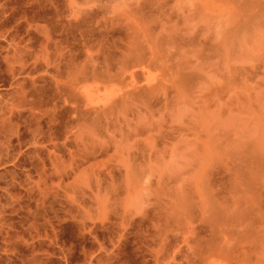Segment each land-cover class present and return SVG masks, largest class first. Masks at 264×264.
<instances>
[{
	"label": "rangeland",
	"instance_id": "obj_1",
	"mask_svg": "<svg viewBox=\"0 0 264 264\" xmlns=\"http://www.w3.org/2000/svg\"><path fill=\"white\" fill-rule=\"evenodd\" d=\"M87 1L89 0H76L75 8L79 9L81 15L94 11L89 9L92 5L86 8ZM99 1L93 5L97 4V7L92 8L99 11V15L94 16V21L102 17L100 22L105 19L107 21L105 13L107 16L111 10L109 16L116 13L113 5L115 7L120 3L130 6L132 2L133 7L137 2L113 0L112 5V0ZM216 1L214 3L217 6L212 4L208 7L212 16L207 14L208 9L203 14L195 8L194 2L185 0H163L164 4L155 13L156 16L146 14L147 20L145 17L143 20L149 21L148 23L160 19L162 22L164 18L168 22H164L166 26L159 21L151 24L153 27L157 24L151 36L158 37L162 32L159 34L160 38L163 34L161 40L159 39L161 46L163 45L162 50L159 49L158 40L156 43L153 41L158 50L153 45L151 47L153 50L156 48L154 51H158L160 57L165 55L162 58H166L164 62L166 61L167 67L163 64L160 66L159 63L156 64L157 67L150 66L146 74L151 77H164L166 82L171 80L161 87L166 93L165 96L162 89L158 91L161 96L156 93L153 100L152 97L149 99L152 102L145 97L136 96L123 115H113L105 120L102 118L93 124L87 122L88 128L85 125L84 130L80 126L84 123L81 120L78 121L80 124L72 123L75 126L65 125V115L61 127L55 131L47 115L51 109L59 112L64 107V102L55 93L56 88L66 89V84L68 85L77 71L83 67H92L98 60L92 56V61L87 59L86 57H90L87 54L82 55L84 52L81 51L74 60L75 63L70 65V72L66 70L70 76L65 71L57 76L52 69L55 60H49L50 70L45 74L46 84L43 83L44 97L41 96L42 100L38 101L40 92L32 93L30 107L23 109L26 110L23 118H29L30 113L34 115L30 119V130L36 126L34 123L39 122L37 124L43 136L35 137V142L31 140L25 144L29 150V159L26 162L30 172L29 183L24 184L23 175L19 173L11 193L16 199L19 197L17 200L22 201L25 199V190L28 189L26 192L29 191L27 193L32 201V212L44 200L45 206L58 204L59 200L65 204V209L70 210V214H74L77 222L87 219L86 225L78 226L79 223L72 221L67 214L64 221H59L60 224L52 222L48 225L49 228H44V232L40 228L38 232L35 231L37 234L33 231L31 244H41L45 252L42 249L35 257L37 260L33 258L34 262L31 264H65V259H61L62 254L59 255L60 248L65 250L68 264H238L243 256L246 257L244 264H264V220L260 217L264 216V0ZM228 1H233V5ZM90 2L94 0L89 1V4ZM99 4L108 8L103 9ZM66 5L65 2V8H68ZM75 8L73 9L76 10ZM68 9H64L67 19V16H72ZM221 9L227 10L229 16L226 14L224 18L225 11L223 14ZM166 10L171 14L164 12ZM230 10L236 11V18ZM190 11L194 12H191L193 21L192 17H187L192 15ZM178 12L180 13L176 14ZM116 14L113 16H116L115 19L108 17L107 23L114 21L113 25H122L118 31L125 33V24L121 23V16ZM167 15L169 18L165 17ZM150 16L152 20H148ZM215 17L221 19L223 24L220 20L219 24ZM196 22L198 25L195 27ZM228 28L237 31V35L228 32L231 30ZM194 30L195 33H192ZM193 34L195 38L191 36ZM167 38L170 39L169 43ZM178 40H181L180 43H176ZM91 46L90 50L96 52L94 44ZM147 47L144 44L142 51L148 49ZM180 50L188 53L184 56ZM168 52L172 53L167 54ZM67 53L69 52H65L62 62L70 64L71 59L67 57ZM172 54L175 55L174 58ZM148 55L149 49L145 53L146 57ZM181 59L189 61L185 64ZM179 60L182 62H178ZM172 62L175 64H171V68L169 63ZM176 64L181 65L176 67ZM182 66L186 69H180ZM177 68L179 71H175ZM181 70L187 72L183 73ZM99 71L100 69L97 70ZM39 73L42 72L37 70L34 75ZM169 73L173 76H169ZM178 73H181L180 77L187 76L180 81L181 78L176 77ZM136 76L140 81L139 74ZM6 78L8 77H5L6 84L0 87L2 92H6V88L9 90L10 80ZM155 80L159 81L160 78ZM88 81L87 84H90L92 80L89 78ZM175 81V85L178 82L177 86L185 89L176 96L178 99L174 97L175 86L172 87ZM170 82L173 84L168 87ZM19 90L18 88V92ZM117 93L113 90L103 98L116 97ZM162 97H168V100L164 101ZM76 98H79L76 100L80 104H84L81 97ZM55 108L57 109L54 110ZM37 110H45L47 114L39 112V115ZM73 133L77 134L73 136ZM28 136L27 134L26 139L30 141ZM25 145H22L21 152L18 151L17 160H21ZM6 165H12V162L1 166L11 168ZM1 166L0 171L3 169ZM258 209H262L263 214Z\"/></svg>",
	"mask_w": 264,
	"mask_h": 264
},
{
	"label": "bare ground",
	"instance_id": "obj_2",
	"mask_svg": "<svg viewBox=\"0 0 264 264\" xmlns=\"http://www.w3.org/2000/svg\"><path fill=\"white\" fill-rule=\"evenodd\" d=\"M89 1H92V0H89ZM89 1H87V7L86 8H88V6H90V5H92V6H90L91 8L89 7V9L94 10V11H90V12H87L86 14L81 15V12L79 11V9L77 10V8H75L76 0L75 1L74 0H67V1H65V0H0V87H2V85L6 84V83H4L5 77H8L10 80V82L8 84L9 90H6L7 89L6 88L5 89L6 92L0 91V166L1 165L4 166L5 163L12 162V165H6V166H11V168H7V167L3 168L1 166L3 169H2V171H0V264H31V262L40 253V251L44 250L43 249L44 247H41V244H38V246H35L37 244H35V245L31 244L32 242L30 241V239L32 237L33 231L38 232V229L40 228L44 232V228H47V227L49 228L48 225H51L52 222L58 223L59 221L60 222L64 221L65 220L64 217H67L66 216L67 214L70 216L69 218L72 221H74V222L78 221L74 218V214H70L69 209H67V208L65 209V206H64L65 204H63V202H60L59 200H58V202H59L58 204L55 203V204H57V206H55V204L52 206L51 205L45 206L46 204H44L45 203V200H44V201H42V204L40 202V205L39 206L37 205L35 212H32L31 208H30V206H31L30 204L32 201L29 200V196L27 193L29 191L26 192V190H28V189L25 190V199H22V201L17 200L19 197L17 196L18 198L16 199L11 193L13 191L12 189L15 188V184L17 183L16 179L18 178V176L20 174L23 175L24 184L29 183L28 181H29V173L30 172H29V169L26 165V162L29 159V156H28L29 150H28L27 145H25V144L31 142V140L34 141L35 137H40V135H42V132L39 128V125L37 124L39 122L34 123V124H36V126H34V129L32 131L30 130V126H31L30 119L34 115L32 113H30L31 116L29 114V116H30L29 118H27L28 116L23 118V114L26 111V110L24 111L23 109H25L24 107H26V106L28 107L29 105H31V103L33 101L32 95L34 94V92H36V91H37V93H38V91L40 92L38 94L40 96L37 95L38 101L42 100L41 96L44 97L43 93H45V87H44L43 83L46 84V77H45L46 75L45 74H47L46 72H49V70H50V67H48L49 60L52 58L55 60V64H54L52 69H53V71H55L57 73V76L60 75L64 71L66 72V70H68V72H70L69 71L70 65H73L75 63L74 60H76V58H78L77 56L79 54H81L80 53L81 51L84 52L82 55L87 54V56L90 57V58L86 57L87 59H89V60L91 59V61H92V57H96V61L98 60L97 63H95L92 67H83L81 70L77 71L72 76V78L69 77L71 79L69 80L70 82L68 81L69 82L68 85L66 84V86H67L66 89H60L59 87L56 88L57 92H55V93L58 94V98L62 99L60 101L64 102V107L59 112L52 111V109H51L52 112L49 110L50 113L47 115L50 122H52V126L54 128L53 130H55V131H57L59 129V127H61V124L63 122V118L65 115L67 116V120L65 117V125L72 124V123L77 125V124H80L78 121L81 120L82 122H84L83 125H80L83 127V130L85 129L84 126L87 124V122L89 124H93V123H97L102 118L105 120L108 117L109 118L112 117L113 115H116V117H118L117 115L120 116L122 113L127 111L130 103H132V101L135 99L136 96H142V97L147 98L148 100L152 97L151 99L153 100L154 94L158 93V91L163 88L162 85H164V83L166 85V84H168L169 81H171V80H169L168 82L164 81V77L163 78L159 77L160 80L156 81L155 78H157V79H159V78L157 76L155 77L154 74H153L154 76L152 75L153 77H151L149 74L146 75L148 73L150 66L153 68V66L155 67L156 64H159V63H160L159 64L160 66H161V64H163V66H166L165 65L166 61L164 62V60H166V58H164V60L162 58L165 55L164 56L162 55V57H160L161 55L157 54L158 51H156V52L154 51V50H156V48L158 50V47H156V46L158 43H160L159 39L161 37H163V34L161 35L160 38H158L159 34L162 33V32H160L158 34V37L155 36V38H154V36L152 35L153 36V38H152L151 34L153 32V28L157 24H155L153 27L151 25V24H153L152 22L154 21V20H152L153 18L150 16L148 18V20H152V22L148 23L149 21L146 22L147 17H145L146 14H148V15L154 14V16H156L155 13H158L162 7V4H164V3H162L163 0H139V1L137 0L135 6H133V7L131 5L132 2L130 3V6H124L123 4H120V3H119V5H117L118 3L117 4L115 3L116 5L114 7V5H113L114 3L112 0L110 2L113 5L112 8L114 9V12L118 13V14H116V13H114V14L121 16L122 20L120 19V21H121V23L125 24L124 25L125 26L124 29L126 30L125 33L119 32L120 31L119 29L123 27L122 25L115 26L112 24V23H114V21L112 23L109 22L111 24L107 23L108 19H109L108 17H112V19H115V17H116V16L113 17L114 14L113 15L110 14V16H109V13H112V10H111V12L108 13V16L104 12L105 16L104 15L103 16L107 17V21L105 18H103L105 20H102V22H100V19H102V17L100 16L101 18L100 19L98 18V21L95 20L96 21L95 22L94 19H96V18L94 16L96 14L98 16L99 11L97 10V12H96L95 8H92V7H95V6L97 7L98 2H100V1L97 0L98 2H96L94 0V2H92V3L90 2V4H89ZM105 1H108V0H105ZM114 1H116V0H114ZM117 1H119V0H117ZM165 1L167 2L169 0H165ZM185 1L190 2V3L194 2L195 8H198L197 10L199 12H202L203 14L207 13L206 10L208 9L209 5L214 4V6H215V4H216V6H217V3H214L216 0H191V1L185 0ZM225 1H227V0H225ZM65 2L67 4L66 6H69L68 8H70V9L65 8ZM85 2H86V0H85ZM95 2L97 4H95V6H93ZM232 2L231 3L229 2V3L232 4ZM102 3H103V1H102ZM179 3H177L178 6H179ZM105 4H107V3H105ZM183 4H184V2H183ZM109 5H111V4H109ZM120 5H123V6L119 7ZM169 5H170V3H169ZM188 5H189V3H188ZM196 5L198 7H196ZM77 6H79L78 3H77ZM84 6H83V9H86ZM100 6H102V5H100ZM223 6H224V4H223ZM102 7H103V9L108 8V6L106 7L105 5ZM102 7H100V9H99L100 11H101ZM122 7H125V8H122ZM167 7H168V5H167ZM191 7H192V5H191ZM193 7H194V5H193ZM226 7H227V5H226ZM73 8H75L76 10H74ZM80 8H82V7H80ZM179 8H181V7H179ZM195 8H192V9L194 10ZM64 9H66V10L68 9V11L71 10V11H69V13L72 12L71 13L72 16L70 15L71 16L70 18L67 15L66 16L68 17V19L65 18V16H64L65 10ZM89 9H87V11ZM162 9H165V8L163 7ZM120 10H122V11H120ZM224 11L222 12L223 14H224ZM226 11H225L224 16L221 13V15L224 18L226 16L227 17L229 16ZM230 11L234 12V14H235L234 17L236 18L235 12L237 11V9H236V11L235 10H230ZM164 12L168 13L167 10ZM180 12H178L176 14H179ZM191 12L192 11H190V13ZM84 13H85V11H84ZM100 13H102V12H100ZM169 13L171 14V12H169ZM192 13H194V12H192ZM213 13H215V12H213ZM203 14H202V17H205V15L203 16ZM207 14L208 15L212 14L209 12V9H208ZM164 15H166V14L164 13ZM217 15L218 14H216L215 16L217 17ZM189 16L192 17L193 14L188 15L187 17H189ZM197 16H198V13H197ZM144 17L146 19L145 21L143 20ZM165 17L169 18L168 15ZM198 17H196V18H198ZM218 17L221 18L220 16H218ZM158 18L159 17H157V19ZM216 19L218 21L219 20L221 21V19H218V18H216ZM230 19L231 18H228V20H230ZM123 20L125 22H123ZM163 20L164 21H162V22H161V19L155 20L154 23L158 22V21L160 23H164L165 21L167 22V20H165V18ZM191 20L193 21L194 18L192 17ZM200 20H203V19L200 18ZM220 21L218 22L219 24H220ZM116 22H118V21H116ZM169 22H171V21L169 20ZM198 22H200V21H198ZM235 22H237V19ZM202 23H204V22H202ZM218 23H217V25H218ZM117 24H119V23H117ZM165 24L166 23H164L163 25H165ZM192 24H191V26H192ZM196 24H197V22L194 24L195 27H196ZM222 24H223V22H222ZM163 25L162 26L160 25V26L164 27ZM194 25H193V28H194ZM223 26H221V28ZM231 28H228V29H231ZM202 29H204V28H202ZM219 29H220V27H219ZM164 30H166V29H164ZM183 30H185V29H183ZM195 30H194V32H192V31L191 32L195 33ZM232 30L233 29H231L230 31L228 30V32H231V33L234 32ZM158 31H160V30H158ZM155 32L153 33L154 35H156ZM217 32L215 34H217ZM236 32H234V33L236 34ZM171 34H172V36H174L173 33H171ZM226 34H228V33H226ZM185 36H187V35L185 34ZM191 36L194 37V34ZM187 37H189V36H187ZM164 38H165V36H164ZM169 38H167L168 43L170 41ZM179 38H181V37H179ZM156 40H158V42ZM187 40H189V39L187 38ZM153 41L155 43L157 42V44H155V46L153 44ZM180 41L178 40L176 43H178V42L180 43ZM194 41H195V39H194ZM171 42H174V41H171ZM91 44H94V46L96 47V49H95L96 52H93L90 50ZM142 44H143V46H144V44H146L148 46L147 48L149 49V55L147 57L145 56V53L146 54L148 53V49H146L147 52L144 53V51H146V50H144V48H143L144 51H142V47H143ZM183 44H185V43H183ZM152 45L154 47H156L154 50H153V47H151ZM162 46L160 43L159 49H161ZM188 46L186 45V47H188ZM179 47H180V45H179ZM190 47H191L190 48V50H191L192 46L190 45ZM234 47H236V46H234ZM151 49H152V51H151ZM166 49H168V48H166ZM166 49H165V51L167 52ZM184 49H183V51H185ZM173 50L175 51V49H173ZM197 50L198 49H196V51ZM66 51L69 52V53H67L68 54L67 57L69 56V58L71 59V61H70L68 58L70 64H68L66 62L65 63L62 62V60L64 58V54ZM186 51H189V50L186 49ZM163 52L159 51V53H163ZM166 52H164V53H166ZM175 52H173V53H175ZM170 53H172V52H170ZM170 53L168 52L167 54H170ZM177 53H175V54H177ZM182 53L184 54V56H186L185 55L186 52H182ZM51 54H52V56H51ZM156 54H157V56H156ZM172 56L174 58L175 55L172 54ZM181 56L184 58L183 55H181ZM168 58H171V57H168ZM187 58H189V57H187ZM89 60H85V61H89ZM181 60H179L178 62H180ZM187 60L188 59H186V62H187ZM167 61H168V59H167ZM171 61H173V60H171ZM174 61H175V59H174ZM182 61H183V63L185 62L184 59ZM94 62H95V60L93 58L92 63H94ZM186 62H185V64H186ZM53 63H54V61H53ZM167 64H168V62H167ZM169 64H170V66H171V64L173 66L175 63L172 62ZM87 65L89 66V64H87ZM180 65L176 64V67H179ZM172 66H171V68H172ZM183 68H184V66L180 67V69H183ZM98 69H100L99 72H97ZM184 69H186V68H184ZM37 70H40L42 73L34 75ZM170 70L168 72H170ZM175 71H179V69L175 70ZM68 72H66V73H68ZM174 72H173V74H174ZM182 72L186 73L187 71H182ZM72 73H73V71H72ZM149 73H150V71H149ZM188 73H189V75H192V73H190V72H188ZM92 74H93V76H91V77H93V79L90 77V75H92ZM96 74H98V75H96ZM138 74L141 77L140 81L136 76ZM163 74H164V72H163ZM180 74L181 73H178L177 74L178 76L176 75V77L181 78L180 81H183V78L185 76H187V74L183 75L184 77H182V76L180 77L179 76ZM67 75L70 76L69 73ZM168 75L171 77L173 76V75H170V73ZM168 75H167V77L170 78ZM48 76L49 75H47V78L49 79ZM142 77H143V79H142ZM189 77H192V76H189ZM8 78H6V79L8 80ZM89 78L92 81L90 84H87V82L89 83V81H88ZM165 78H166V76H165ZM230 79H229V81H230ZM233 80H235L234 77H233ZM56 81H55V84H56ZM57 83H58V81H57ZM171 83L173 84V82H170V85H168V87H170L172 85ZM175 83H176V81L174 82V85H172V87L175 86L174 87L175 88V92H174L175 96L173 95L174 97L179 96V93L182 92L183 90H185L182 87H181L182 88L181 89L179 86H177L178 82L176 85H175ZM215 85L216 84H214V86ZM223 85H224V82H223ZM17 86L20 89L19 90L20 93L18 92ZM234 86H236V85H234ZM55 87H56V85H55ZM113 90H116L118 92L116 97L109 98V99L103 98L107 94H109V92H111ZM72 92L74 94H76V96H79L83 99V101H84L83 105L80 104L79 101H77L79 98L77 99L76 96L74 97V94ZM162 92H164L163 89H162ZM17 93H19V96H17L18 95ZM56 94H55V96H56ZM162 94L164 95L166 93L164 92ZM158 95H159V93H158ZM16 96L18 97L17 100H16ZM159 96H161V95H159ZM176 98H175V100L178 99V98L177 99ZM161 99H163V97ZM161 99H160V101H163V100L165 101V100H168V97H167V99L166 98L163 100H161ZM96 101H98V102L100 101L101 104L100 103H94ZM17 102H18V104H17ZM150 102H152V101H150ZM158 102H159V100H158ZM143 103H145V102H143ZM147 103H149V102H147ZM53 104H55V101ZM145 105H147V104H145ZM18 106H20V109L18 108ZM56 109L57 108H55L54 110H56ZM28 110H27V112H28ZM36 112H37V114H39V112H41V113L43 112L42 114H44V112H45V114H47V111H45V110L39 111V112L37 110ZM36 120H37V118H36ZM74 124H72V125L75 126ZM63 126H64V123H63ZM71 126L69 129H71ZM78 128H80V127H78ZM87 128H88V126H87ZM89 131H90V129H89ZM27 134L29 135L28 138L30 137V141H28V139H26ZM76 134H74L73 136H75ZM31 137H32V139H31ZM41 140H42V138H41ZM22 145H25L26 147H25L24 151L22 152L23 156L21 155L22 156L20 158L21 160H17V158H18L17 156L19 154L18 151L20 150V152H21ZM16 150H17V153H16ZM20 182H22V181H20ZM23 186H25V185H23ZM21 187H22V185H21ZM24 189H25V187H24ZM72 200H73V198H72ZM66 201L67 200H65V202ZM73 205H76V204H73ZM68 207H69V205H68ZM38 208H39V210H38ZM77 208L80 209V207H77ZM262 211H263L262 209H261V211L258 209V212H262ZM263 212H262V214H263ZM259 214H261V213H259ZM257 216L259 217V215H257ZM260 217H263V220H264V216L261 215ZM91 218H92V216H91ZM86 219L84 218V219L80 220L79 222H77V224L79 223L78 226L86 225L85 224ZM88 219H90V218H88ZM120 220H121V218H120ZM260 220H262V218ZM60 222L58 224H60ZM58 224L57 225L55 224V225L58 226ZM41 230H39V231H41ZM100 232H101V230H100ZM89 236H90V234H89ZM102 236H103V234H102ZM44 239H46V238H44ZM212 249H214V248H212ZM44 252H45V250L43 251V253ZM59 252H60L59 255L62 254L61 256H63V257H61V259L62 260L65 259V261H64L65 264H68V261H67L68 259L65 257L66 254L64 253L65 250L63 248H60ZM51 253H52V251H51ZM35 260H37V259H35ZM245 260H246V257L243 256L242 260L238 261L237 263L238 264H244L243 262L246 263ZM37 264H39V263H37ZM216 264H222V262H217Z\"/></svg>",
	"mask_w": 264,
	"mask_h": 264
}]
</instances>
